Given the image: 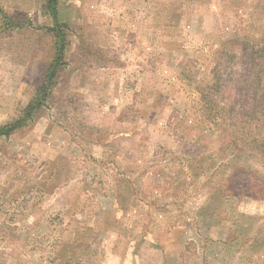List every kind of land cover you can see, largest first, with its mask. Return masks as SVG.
I'll use <instances>...</instances> for the list:
<instances>
[{"label": "rangeland", "instance_id": "374dc122", "mask_svg": "<svg viewBox=\"0 0 264 264\" xmlns=\"http://www.w3.org/2000/svg\"><path fill=\"white\" fill-rule=\"evenodd\" d=\"M46 3L0 0L24 21L3 31L0 14V125L51 61ZM57 12L65 63L0 136V264H264L252 179L264 157L229 119L264 99V0H58ZM214 82L217 123L204 115Z\"/></svg>", "mask_w": 264, "mask_h": 264}, {"label": "trees", "instance_id": "16d2710c", "mask_svg": "<svg viewBox=\"0 0 264 264\" xmlns=\"http://www.w3.org/2000/svg\"><path fill=\"white\" fill-rule=\"evenodd\" d=\"M57 1L58 0H47L46 3V8L49 11L50 17L52 18L51 34L53 37L54 51L51 61L44 73L41 87L38 90V93L35 98L32 99L29 104L23 109V115L19 119L10 123L0 125V136H8L12 134L16 129L21 127L23 124H25L26 121L29 120L33 110L41 105L44 96H46L47 92L52 88L54 79L57 76L58 71L62 68L65 63V50L67 46L66 34L64 30L65 24H62L59 21L57 12ZM0 14H2L3 31L10 30L14 27L18 29H21L23 27L24 21L15 20L16 18L14 19L12 17H8L4 13H2V10H0ZM260 52L261 51L259 49L252 52L254 54L253 59L251 58V60H256L257 58L262 59V54H260ZM253 76L254 81L257 79L261 80L264 77V67L257 69L253 73ZM214 84L215 82L212 85H209V87H204V115L208 121L217 123L220 120V117L222 116L221 114L223 113L224 108L218 107L219 99H214L212 95L210 97V93H212L213 88L215 87ZM255 95L256 93H254V96ZM254 98L256 100V103L248 114H241L240 117L237 118V122H232L233 120H235V118L233 119L231 118V116L229 119L231 120L230 122L233 127L234 124H240L241 122H244V125L241 128H246V130L241 131V133L247 136L246 141H244L245 147L248 149L247 151L257 152L262 157H264V108L260 107V102L264 101V99L262 96ZM246 115H248L249 119L248 117H245ZM253 177L252 179L256 180V184L259 185V191H251L256 194V197L258 196L259 198L264 199V180ZM251 185L253 186L254 184ZM254 187L257 188L256 185Z\"/></svg>", "mask_w": 264, "mask_h": 264}]
</instances>
